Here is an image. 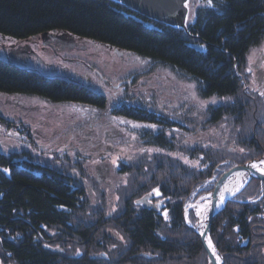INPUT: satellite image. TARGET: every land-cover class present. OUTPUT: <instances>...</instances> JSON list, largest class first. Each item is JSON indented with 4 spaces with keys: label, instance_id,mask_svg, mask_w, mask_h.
Segmentation results:
<instances>
[{
    "label": "trees",
    "instance_id": "trees-1",
    "mask_svg": "<svg viewBox=\"0 0 264 264\" xmlns=\"http://www.w3.org/2000/svg\"><path fill=\"white\" fill-rule=\"evenodd\" d=\"M191 3L194 22L180 29L113 0H0V36L56 34L132 54L151 75L167 71L194 86L204 103L128 105L130 80L109 102L0 60V93L73 108L78 120L72 116L66 147L99 141L104 162L118 156L114 171L123 179L106 193L71 150H57L41 171L0 155V264H208L184 214L230 169L264 160V95L249 72L250 54L264 43V0ZM74 171L89 183L63 174ZM211 235L222 264H264V183L251 179L215 218Z\"/></svg>",
    "mask_w": 264,
    "mask_h": 264
},
{
    "label": "rangeland",
    "instance_id": "rangeland-1",
    "mask_svg": "<svg viewBox=\"0 0 264 264\" xmlns=\"http://www.w3.org/2000/svg\"><path fill=\"white\" fill-rule=\"evenodd\" d=\"M193 10L194 7L192 13ZM193 22L191 15L188 24ZM0 60L49 79L75 82L96 94L105 95L109 102L126 93L125 80H130L133 99L128 105L164 110L170 104L172 109L179 108L180 102L188 99L196 104H204L199 101L194 86L179 83L167 71L151 75L148 71L150 68L144 67L132 54L119 55L108 47L88 41L75 40L71 43L69 39L56 34L33 36L26 41L0 36ZM249 72L253 89L264 93V43L250 54ZM72 109L58 108L55 111L54 107L35 99L0 93V155L25 163L31 161L38 166L35 169L41 171V167L47 165L46 160H54L57 150H71L66 153L70 159L73 162L82 160L83 168L91 172L85 174L99 180L101 177L105 192L112 194L117 181L123 180L114 171L118 156H112L107 160L111 164H105L107 161L104 162L102 157L105 147L99 141L96 144L86 142L81 144V148L76 142L71 149L65 145L70 142V137L65 133L73 123L72 116L78 120L77 113H72ZM60 165V162H56L49 167L54 169ZM97 169L100 174L96 172ZM63 174L78 177L82 185L89 183L84 173ZM92 199L94 201L95 196ZM116 200L117 196L113 195L111 208L115 207ZM206 201L208 196L205 201L197 202L187 209L190 226L197 225L200 220L198 208ZM192 213L196 217L194 225L190 222Z\"/></svg>",
    "mask_w": 264,
    "mask_h": 264
},
{
    "label": "water",
    "instance_id": "water-1",
    "mask_svg": "<svg viewBox=\"0 0 264 264\" xmlns=\"http://www.w3.org/2000/svg\"><path fill=\"white\" fill-rule=\"evenodd\" d=\"M122 2L128 7L133 8L134 11L140 13L143 16L154 18L157 21L169 23L174 27L185 29L187 24L188 10L186 3L188 0H113ZM261 161H254L246 165L235 166L226 172L215 184L214 191L211 195V199L204 204L207 206L206 217L203 220H199L198 224L193 227L187 222V213L185 214L186 225L195 232L201 240L204 250L208 257V264H222L220 260H217L213 255V249L208 244V240L212 241V245L215 244L211 237V229L215 218L222 213L227 207L228 203L236 198L241 191L247 186L250 179H254L261 183H264V174L255 168H252V164H261ZM240 179L242 176H246L245 182L241 183L240 188L235 190V195L231 192H226L227 184L233 177ZM223 194V198L222 195ZM203 225V226H202ZM202 227V231L198 232V227ZM203 233V235H201ZM216 249V247H215ZM217 253V249H216ZM218 255V253H217ZM219 256V255H218Z\"/></svg>",
    "mask_w": 264,
    "mask_h": 264
},
{
    "label": "bare ground",
    "instance_id": "bare-ground-1",
    "mask_svg": "<svg viewBox=\"0 0 264 264\" xmlns=\"http://www.w3.org/2000/svg\"><path fill=\"white\" fill-rule=\"evenodd\" d=\"M258 166H259V168L264 169V164H258ZM245 179H246V176H242L240 179H238L236 176L233 177V178L229 181V183L227 184V188L224 189V190H225L226 192H227V191L230 192L229 189H231V190H233V191L237 190L238 188H240L241 183H242V182H245ZM207 209H208L207 206H200V207L198 208V214H199V219H200V220H203V219L206 217ZM201 229H202V227L199 226V227H198V232L202 231Z\"/></svg>",
    "mask_w": 264,
    "mask_h": 264
},
{
    "label": "snow or ice",
    "instance_id": "snow-or-ice-1",
    "mask_svg": "<svg viewBox=\"0 0 264 264\" xmlns=\"http://www.w3.org/2000/svg\"><path fill=\"white\" fill-rule=\"evenodd\" d=\"M186 7H187V5H185ZM206 7H209V8H211V7H214V4H213V0H207V4L205 5ZM261 95H264V93H261ZM149 127H155L154 125H149ZM241 151H243V150H241ZM261 164H264V161H261ZM251 167L252 168H255V169H257L258 171H260L262 174H264V169H261V168H259V166L257 165V164H252L251 165ZM5 171H7V169H5ZM238 190V189H237ZM229 191L233 194V195H235V191H233V190H231V189H229ZM157 195H159V191L157 190ZM222 195V198H223V194H221ZM165 218H167V212H165ZM203 226V225H202ZM201 235H203V233H201ZM208 244H209V246H211L212 247V249H213V255L216 257V259L217 260H220L221 258L217 255V253H216V249H215V247L212 245V241L209 239L208 240Z\"/></svg>",
    "mask_w": 264,
    "mask_h": 264
}]
</instances>
